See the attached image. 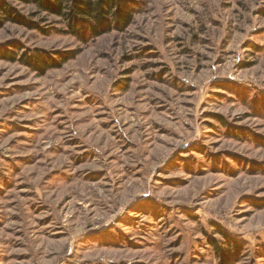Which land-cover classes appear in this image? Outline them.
I'll return each instance as SVG.
<instances>
[{"label":"rangeland","instance_id":"1","mask_svg":"<svg viewBox=\"0 0 264 264\" xmlns=\"http://www.w3.org/2000/svg\"><path fill=\"white\" fill-rule=\"evenodd\" d=\"M122 1L0 0V264H264V0Z\"/></svg>","mask_w":264,"mask_h":264},{"label":"trees","instance_id":"2","mask_svg":"<svg viewBox=\"0 0 264 264\" xmlns=\"http://www.w3.org/2000/svg\"><path fill=\"white\" fill-rule=\"evenodd\" d=\"M36 4L39 8L61 16L69 22L71 32L75 35L90 33L99 37L103 26L111 27L114 23L129 25L131 14L122 0H24ZM13 20V18H12ZM37 57L35 63L24 56L22 62L41 70L50 68L51 64Z\"/></svg>","mask_w":264,"mask_h":264}]
</instances>
